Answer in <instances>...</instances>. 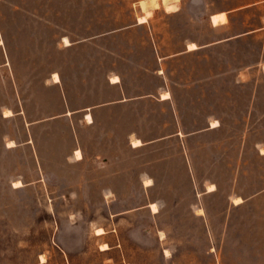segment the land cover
I'll return each instance as SVG.
<instances>
[{
	"label": "rangeland",
	"instance_id": "374dc122",
	"mask_svg": "<svg viewBox=\"0 0 264 264\" xmlns=\"http://www.w3.org/2000/svg\"><path fill=\"white\" fill-rule=\"evenodd\" d=\"M237 2L0 0V264H251L264 259V252L237 253L231 245L241 234L242 249L260 243L264 250V157L258 155L264 149V67L258 60L264 57L263 45L216 49L209 61L204 54L166 62L180 121L169 103L149 101L148 124L132 126L148 141L179 129L203 131L210 123L221 126L217 130L137 150L125 147L122 135L113 142L116 149L93 147L98 135L90 130L84 133L92 140L85 149L88 159L81 165L76 153L72 158L77 119L73 123L61 115L67 103L76 109L100 101L101 94L78 104V94L42 86L50 71L79 54L131 53L143 59L133 61V70H152L156 47L170 54L190 39L221 37L207 25L205 14ZM180 6V13L167 14ZM141 17L149 23L122 31L102 50L94 45L61 50L56 44L61 32L79 40L124 29ZM221 21L224 15L213 17L215 24ZM155 84L150 75L149 91ZM119 158L129 163L115 166ZM117 168L133 171L137 186H107L110 171ZM142 175L144 187L139 185ZM86 184L91 186L82 187ZM207 187L217 191L206 194ZM234 195L246 200L235 209L229 204ZM228 226L230 241L225 239L222 250ZM98 229H104L103 236ZM105 245L111 250L102 252Z\"/></svg>",
	"mask_w": 264,
	"mask_h": 264
},
{
	"label": "crops",
	"instance_id": "0c3cea01",
	"mask_svg": "<svg viewBox=\"0 0 264 264\" xmlns=\"http://www.w3.org/2000/svg\"><path fill=\"white\" fill-rule=\"evenodd\" d=\"M182 10L181 6L177 12L167 13L168 15L178 14ZM257 11H260L257 15ZM154 15V14H153ZM206 23L212 29L220 32L221 37L211 39L205 42H200L197 39H190L184 43L182 49L177 52L170 54L160 53L159 48L156 47V54L154 53L156 68L150 70L146 68H135L132 69L133 61H142V58H137V55L131 53H110V52H97L88 54H79L74 58H67L64 63L57 69L50 71L43 80L42 86L44 88L55 89L63 94H78L76 100L79 103L96 101L97 97L94 94H101L100 101L93 103H85L82 106H78L76 109L69 107L67 103V110L61 115L63 117H70L73 121L77 119V129H75L77 136V149L73 152L72 158L75 159V153L79 150L82 153V159L75 162L81 165L87 162L88 155L86 156L85 149L91 147L92 140L90 137H86L84 133L96 131L98 136L95 137L96 142L92 145L93 147H104L107 150L116 149V145L113 143L119 139V135L125 140V147H130L133 150L140 149L153 142H162L170 138L184 139L193 135L217 130L218 128L209 127L203 131L193 132L189 134L183 133L181 129L175 133L157 138L152 141H148L142 137L137 129L133 128L134 124H148V103L154 101L157 104L164 105L169 103L172 113L175 115L176 120L179 122L180 118L178 115V106L174 101V95L172 85H170V77L168 75L165 63L180 57H193L205 54V61L212 59V53L216 49H227L230 47L244 46L246 44H261L264 46V0H250L247 2H241L238 0L237 5L225 6L222 5L219 8H214L210 12L206 13ZM224 15L225 21L213 22L214 16ZM152 18V17H151ZM147 23H139L138 19L136 23L130 26L113 30L108 33L98 34L87 38L74 40L70 33L67 31L60 33V39L56 42L61 50H72L81 46L94 45L101 50L104 49L103 43L112 38H117L122 35V31H130V29L142 28ZM125 32V33H126ZM64 38H67L70 42V46H64ZM196 44V49L190 50L189 45ZM130 62L129 65L114 63L109 66L106 63L109 60ZM260 64L259 67H264V57L259 56ZM76 63H75V62ZM129 66V67H128ZM244 74V68H242L237 77H241ZM55 75H59V80L54 79ZM156 78L155 89L149 91L148 80L149 76ZM117 78V80H114ZM55 80V81H54ZM169 93L168 99H163L162 95ZM81 94H84L81 97ZM93 94V96H91ZM104 94H106V99ZM133 110L138 112V116L133 118ZM139 110V111H138ZM144 113V115H143ZM91 116V120H88V116ZM135 119V120H133ZM138 139L142 142L141 146L135 147L132 144V140ZM100 142H104L103 145ZM258 155L264 157L259 149ZM97 158L99 156H96ZM111 162H109L110 164ZM128 161H123L120 158L114 161L115 166L128 164ZM190 159L188 155V168L187 171H191ZM133 171L122 170L117 168L114 172L110 171L107 183L109 187L114 188H132L136 187L132 184L131 176ZM141 176L139 185L144 187V182L147 179H142ZM151 180V179H150ZM90 182L85 180L84 183ZM119 183V184H117ZM212 185V184H210ZM91 185H83L82 187L87 188ZM213 192L206 189V194H212ZM240 196H232L229 199V204L233 206V209L243 205L246 200L243 199V203L235 205L233 203L234 198ZM147 208L148 205L146 206ZM150 209V208H149ZM203 216V214H199ZM228 220H230L231 213H228ZM229 224V223H228ZM104 235V234H103ZM101 235V236H103ZM99 236V235H98ZM227 238V244L229 245L230 230L229 226L222 233V250L225 248V239ZM241 234L237 235L238 242L231 243L233 245L234 252H250L258 253L264 252L260 243H256L255 246H244L241 247L240 239ZM111 250H102L106 252ZM214 251V249L212 250ZM251 264H264L258 257L257 260L251 262Z\"/></svg>",
	"mask_w": 264,
	"mask_h": 264
},
{
	"label": "bare ground",
	"instance_id": "6f19581e",
	"mask_svg": "<svg viewBox=\"0 0 264 264\" xmlns=\"http://www.w3.org/2000/svg\"><path fill=\"white\" fill-rule=\"evenodd\" d=\"M145 22H147V18H146V17H141V18H140V23H145ZM63 44H64V46H70V45H71V42H70L67 38H64ZM196 48H197V47H196V44L191 43V44L189 45V49H190V50H194V49H196ZM58 76H59V75H55V76H54V79H55L56 81H58L59 78H60V77H58ZM55 80H54V81H55ZM114 80H117V78H114ZM169 97H170V94H169V93H165V94H164V99H168ZM7 116H8V115H7ZM88 120H89V121L91 120V116H90V115L88 116ZM217 126H218V121H214V122H213V127H217ZM140 145H142V142H141L140 140L136 139V140L133 141V146L137 147V146H140ZM263 154H264V149H263ZM76 157H77V159H81V158H82V153H81L79 150L76 151ZM146 182H147V184L151 185V184H150V182H151L150 180H148V181H146ZM16 184H17V186H21V185H22L21 182H17ZM211 188H212V190H214V185H211ZM66 199H67L68 202L70 201V198L66 197ZM108 199H109V200H112V199H113V196H112V195L108 196ZM242 202H243V200H242V198H240V197H238V198L235 199V204H236V205H238V204H240V203H242ZM150 208L153 210L154 213H157V212H158V206H157L155 203H151V204H150ZM200 211H201V213H202V210H200ZM104 233H105L104 229H98V230H97V234H98V235H103ZM161 236H162V238L165 237L164 232H161ZM107 249H108L107 245H105V246L102 248V250H107ZM167 256H170L169 251H167ZM109 263H112V262L109 261Z\"/></svg>",
	"mask_w": 264,
	"mask_h": 264
}]
</instances>
